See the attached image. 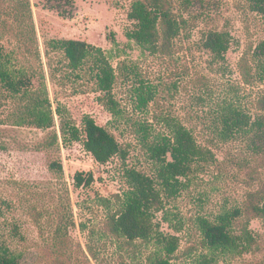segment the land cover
<instances>
[{
  "label": "rangeland",
  "instance_id": "1",
  "mask_svg": "<svg viewBox=\"0 0 264 264\" xmlns=\"http://www.w3.org/2000/svg\"><path fill=\"white\" fill-rule=\"evenodd\" d=\"M70 1L71 15L64 18L44 9V0H0L1 62L17 76H28L31 90L44 83L56 123L50 131L18 126L16 118L26 100L0 82V245L7 246L19 264L145 262L155 250L152 244H129L111 235L106 224L117 208V196L128 188L127 171L160 182L140 125L149 130L152 141L169 134L166 120L173 119L214 154L211 162L181 179L184 187L177 195L163 193L166 210L182 220V231L172 229L161 213L156 220L161 232L180 239L173 264H197L209 253L198 218L213 219L242 207L249 194L257 193L264 201V131L251 125L264 116V74H259L255 56L264 42V17L256 12L254 0H168L181 32L165 56L127 39L126 32L133 28L128 14L135 0ZM215 31L230 36L223 61L204 47ZM55 39L85 41L105 52L116 75L113 95L121 109L119 120L94 101L96 85L88 66L71 72L59 53L49 52L57 70L51 79L46 43ZM244 58L252 67L251 83L243 75ZM137 90L151 94L146 106L140 105ZM229 104L251 123L223 139L221 114ZM58 106L78 125L82 114L90 113L114 133L125 156L100 165L82 143L63 144ZM54 132L59 145L45 147ZM53 162L62 164V176L50 169ZM77 173L91 175L92 183L77 187ZM250 230L256 240L252 251L222 256L216 264H264V220H252Z\"/></svg>",
  "mask_w": 264,
  "mask_h": 264
},
{
  "label": "trees",
  "instance_id": "2",
  "mask_svg": "<svg viewBox=\"0 0 264 264\" xmlns=\"http://www.w3.org/2000/svg\"><path fill=\"white\" fill-rule=\"evenodd\" d=\"M44 2V9L57 11L64 18L70 17L71 11L67 10L73 5L70 0ZM254 2L256 12L264 17V0ZM28 5L30 7V1ZM128 17L133 24V28L126 32L129 41L135 42L149 53L170 55L175 39L180 36L181 23L168 0H135ZM230 46V36L217 31L210 33L204 44L205 49L217 61L225 59ZM49 52L59 53L71 72H82L88 66L96 85L94 101L115 120L122 117L120 106L113 95L115 71L101 48L81 40H49L46 43V56L51 79L54 80L57 70L51 63ZM255 56L259 74H264V42L256 50ZM2 58L3 52L0 48V82L10 93L26 100L24 111L16 118L17 125H27L42 131L54 129L56 123L53 105L44 83L43 87L31 90L29 87L30 84L33 85L31 79L10 72L7 64L1 62ZM242 61L243 75L246 81L251 83L252 67L245 58ZM78 77L82 78L79 74ZM137 96L142 106H146L152 100L148 91L137 90ZM63 111L61 106L56 109L61 120L63 144L82 143L85 150L100 165L108 164L117 156H125L126 152L114 133L108 127L98 124L90 113H83L78 125L65 118ZM250 123L251 118L242 110L232 104L226 105L221 114L220 136L228 139L247 128ZM254 124L264 131V116L251 123L252 126ZM166 126L169 134L152 141L149 130L141 125L139 128L143 145L151 161L156 165L160 182L156 184L153 179L140 172L127 171L128 188L121 196H117V208L110 214L106 224L111 235L122 238L129 244L141 241L154 246L155 250L146 261L139 264H173L180 239L161 232L160 224L156 221L157 215L163 214L162 220L167 221L177 232L182 231V220L166 210L163 193L167 192L170 198L174 197L183 190L184 182L181 179H188L195 167L214 159L213 152L201 146L184 124L168 119ZM44 145L58 146L57 132H54ZM50 169L60 176L64 173L59 162H53ZM74 181L77 187H83L89 186L93 178L91 175L86 178L84 173H77ZM1 211L0 208V214ZM254 219L264 220V201L257 193L249 194L242 207L224 211L213 219L198 218L197 225L202 235L203 246L209 253L200 256L197 264H216L222 256H238L252 251L256 240L250 230V223ZM0 264H19L17 256L4 244L0 245Z\"/></svg>",
  "mask_w": 264,
  "mask_h": 264
}]
</instances>
